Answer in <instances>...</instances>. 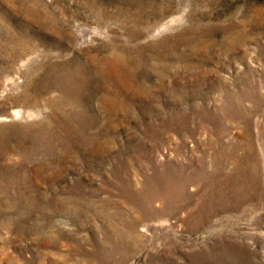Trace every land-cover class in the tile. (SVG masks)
<instances>
[{
    "label": "rangeland",
    "instance_id": "obj_1",
    "mask_svg": "<svg viewBox=\"0 0 264 264\" xmlns=\"http://www.w3.org/2000/svg\"><path fill=\"white\" fill-rule=\"evenodd\" d=\"M0 120V264H264V0H0Z\"/></svg>",
    "mask_w": 264,
    "mask_h": 264
},
{
    "label": "bare ground",
    "instance_id": "obj_2",
    "mask_svg": "<svg viewBox=\"0 0 264 264\" xmlns=\"http://www.w3.org/2000/svg\"><path fill=\"white\" fill-rule=\"evenodd\" d=\"M15 3V2H14ZM36 5V4H35ZM34 5V6H35ZM16 6V5H15ZM14 7V6H13ZM21 8V7H20ZM33 10L34 9H32V7L30 8V7H28L27 8V10H26V12H27V14L29 15V16H33V15H35L34 13H33ZM37 11H38V9H37ZM36 12V11H35ZM40 13V12H39ZM31 18V17H30ZM36 18H39V17H36ZM55 23V22H54ZM115 49V48H114ZM115 51H117V50H115ZM116 53V52H115ZM114 53V54H115ZM119 53V52H118ZM115 56V55H114ZM116 57H118V56H116ZM124 57V56H123ZM123 63V62H122ZM100 68V70H98V72H99V74L101 75H103V76H105V77H108L109 76V74H108V72L106 71V69H104L102 66L101 67H99ZM125 68V67H124ZM126 71V70H125ZM114 72V71H113ZM127 75V74H126ZM115 76V75H114ZM126 89H128V88H126ZM106 90V89H105ZM115 91V92H114ZM114 91H112L111 90V92H106L105 94H104V97H105V99H114V100H117V101H119V103H122V99H123V95H124V93H125V86H124V84L122 83V82H120L119 83V85L117 86V88L114 90ZM127 92V91H126ZM130 92V91H129ZM133 92V91H132ZM134 93V92H133ZM79 95V94H78ZM127 102V101H126ZM109 105V104H108ZM122 105V104H121ZM113 106V105H112ZM126 107V106H125ZM16 110V109H15ZM21 113V112H20ZM15 114H18V111H16L15 112ZM11 115V114H10ZM14 115V114H13ZM20 115V114H19ZM16 116V115H15ZM18 116V115H17ZM4 117H7V116H4ZM19 118H20V116H19ZM18 118V119H19ZM17 119V118H16ZM4 120V119H3ZM1 121V120H0ZM16 146V145H15ZM26 146V145H25ZM43 167V166H42ZM174 185H176L175 184V182H174V180L173 179H168L167 180V182H166V184L165 185H163V188L165 189L166 188V190H169V189H171V188H173L174 187ZM181 185H183V186H185L186 185V182H183L182 180H181ZM147 188H145V190H147V193L145 194V196H146V198H145V200L146 201H148V202H150V203H152V202H154V201H156L157 199H159L160 198V193H161V191L163 190L162 188H161V186L160 185H156V188H154V189H152V186H146ZM161 189V190H160ZM165 190V191H166ZM141 193V192H140ZM162 200V199H161ZM137 204V203H136ZM153 204V203H152ZM150 205V204H149ZM144 208H148V206L147 207H145L144 206ZM156 208V207H155ZM163 208V207H162ZM160 210V209H159ZM164 211H166V210H164ZM155 212V211H154ZM157 212V211H156ZM158 212H160V211H158ZM155 215V214H154ZM140 216V215H139ZM138 216V217H139ZM153 216V215H152ZM156 216V215H155ZM145 217H146V215H145ZM133 218V217H132ZM144 218V217H143ZM134 223V222H133ZM135 223H136V221H135ZM132 224V223H131ZM138 225H136V227H137ZM131 228V227H130ZM133 228H135V227H133ZM132 228V229H133ZM136 235V234H135ZM139 235V234H138ZM117 236H118V234H117ZM124 237V236H123ZM136 237V236H135ZM118 238V237H117ZM135 240V239H134ZM131 242V241H130ZM130 246V245H129Z\"/></svg>",
    "mask_w": 264,
    "mask_h": 264
}]
</instances>
